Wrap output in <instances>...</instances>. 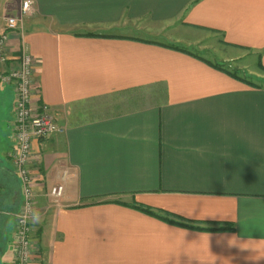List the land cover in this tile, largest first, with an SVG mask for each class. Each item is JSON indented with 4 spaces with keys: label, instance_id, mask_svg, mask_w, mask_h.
<instances>
[{
    "label": "crops",
    "instance_id": "0c3cea01",
    "mask_svg": "<svg viewBox=\"0 0 264 264\" xmlns=\"http://www.w3.org/2000/svg\"><path fill=\"white\" fill-rule=\"evenodd\" d=\"M0 14L18 18L0 73L25 48L34 104L64 127L32 142L30 264H264V87L172 34L216 32L264 68V0H0ZM13 104L0 84V264L21 202Z\"/></svg>",
    "mask_w": 264,
    "mask_h": 264
},
{
    "label": "built area",
    "instance_id": "2783aa9c",
    "mask_svg": "<svg viewBox=\"0 0 264 264\" xmlns=\"http://www.w3.org/2000/svg\"><path fill=\"white\" fill-rule=\"evenodd\" d=\"M30 1H23L21 15L31 9ZM4 30L0 34V62L8 59L7 40L9 32L16 29L18 18L0 14ZM0 84H13L14 104L11 131L14 139L12 152L9 153L14 175L20 183L21 202L15 214L13 233L14 264H30L33 240L31 220L35 209V195L32 189L33 176L30 169L33 140L43 139L54 133L64 132L56 118L50 114L46 105H36L33 101V63L31 55L22 48L17 64L0 73ZM63 194V186L54 185L48 195L58 201Z\"/></svg>",
    "mask_w": 264,
    "mask_h": 264
},
{
    "label": "rangeland",
    "instance_id": "374dc122",
    "mask_svg": "<svg viewBox=\"0 0 264 264\" xmlns=\"http://www.w3.org/2000/svg\"><path fill=\"white\" fill-rule=\"evenodd\" d=\"M172 34L174 35V44L186 51L240 77L247 83L264 87V68L259 65L256 57L249 54L240 60H235L236 51L222 42L220 34L184 26H179ZM157 38L167 39L162 34Z\"/></svg>",
    "mask_w": 264,
    "mask_h": 264
},
{
    "label": "trees",
    "instance_id": "16d2710c",
    "mask_svg": "<svg viewBox=\"0 0 264 264\" xmlns=\"http://www.w3.org/2000/svg\"><path fill=\"white\" fill-rule=\"evenodd\" d=\"M218 67V66H217ZM220 68V67H219ZM222 69V68H221ZM230 75H232V76H234V77H237V76H235V75H233V74H231V73H229ZM238 78V77H237ZM140 210H142V211H145V212H147V213H150L151 214V212H150V209L149 208H139ZM165 220H167L166 218H164ZM167 221H169V222H172V223H174L173 221H170V220H167ZM179 225H181V224H179Z\"/></svg>",
    "mask_w": 264,
    "mask_h": 264
},
{
    "label": "clouds",
    "instance_id": "9594fccd",
    "mask_svg": "<svg viewBox=\"0 0 264 264\" xmlns=\"http://www.w3.org/2000/svg\"><path fill=\"white\" fill-rule=\"evenodd\" d=\"M39 222H40V220H39V217H38V214H37L36 218H34V220H33V223L36 224V223H39Z\"/></svg>",
    "mask_w": 264,
    "mask_h": 264
}]
</instances>
